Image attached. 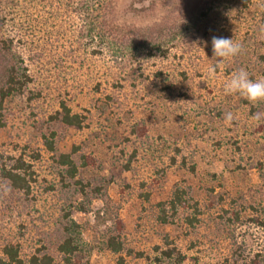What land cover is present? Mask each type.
I'll return each mask as SVG.
<instances>
[{
	"label": "rangeland",
	"instance_id": "obj_1",
	"mask_svg": "<svg viewBox=\"0 0 264 264\" xmlns=\"http://www.w3.org/2000/svg\"><path fill=\"white\" fill-rule=\"evenodd\" d=\"M13 1L0 0L7 32L28 19ZM227 2L219 1L220 11ZM263 2L231 10L228 28L222 13L203 19L168 58L115 60L110 50L94 56L79 40L82 19L64 9L48 23L50 37L17 29L34 39L25 49L34 82L6 103L0 163L28 152L34 180L30 192L0 180V249L18 243L24 259L49 253L52 264H175L177 253L181 264H230L234 251L263 254L264 227L255 220L264 219V102L224 93L241 68L254 80L264 77V26L255 25ZM145 4L117 0L119 20H151L141 14ZM213 36L233 38L243 51L210 76ZM62 100L85 117L82 127L50 117ZM53 131L51 152L42 136ZM60 153L72 154L74 176ZM67 232L78 246L70 262L58 250ZM110 236L121 251L109 246ZM173 247L175 256L166 258L162 251Z\"/></svg>",
	"mask_w": 264,
	"mask_h": 264
},
{
	"label": "trees",
	"instance_id": "obj_2",
	"mask_svg": "<svg viewBox=\"0 0 264 264\" xmlns=\"http://www.w3.org/2000/svg\"><path fill=\"white\" fill-rule=\"evenodd\" d=\"M140 1L148 2L141 9V14L144 12V15L153 17L147 22H121L117 0H14L12 3L15 6H23L22 9L28 15V19L17 23L13 21V24H10L13 31L10 30V32H7V19L2 18L0 21V131L6 126V103L12 97L23 95L34 82L33 73H31L25 58V49L29 41L32 40L34 43V39L17 34V29L26 28L27 31H30L29 35L36 32L47 33V37H50L48 34L50 30L46 29L47 25L51 19H60L59 11L64 9L68 15L75 14L82 19L80 27L82 37L79 40L83 42L84 50L91 48L90 52L94 56L110 50L117 56L115 60H119L118 57L127 54L141 60L157 57L168 58L172 47H175L174 43L188 32L200 30L203 19L207 20L214 15L216 16L217 13H222L224 14L222 19L226 18L224 20L225 27L228 28L232 25L233 16L229 17L231 10L235 11L239 8L244 11L251 10L253 3V0H244L242 4L239 2L231 4L233 2L228 0L227 6L220 11L218 5L219 1L222 0ZM206 5L208 6L206 7ZM2 11L3 8L0 6V12ZM258 14L260 15V13L255 12V17L259 19L255 25L260 29L264 26V2L261 9L262 16L260 17ZM255 17L253 20L247 19L246 23L257 20ZM64 23L66 22L64 21ZM67 26L70 27L71 25ZM65 30L67 31V28ZM33 36L34 34L31 35V37ZM36 41L41 50L46 51L43 46L44 42H42L44 40L38 39ZM75 50L77 48H72L71 51L74 52ZM261 57L264 58V54ZM50 117L65 125L76 127H82L85 120L82 114L74 112L70 104L64 100L60 102L59 109ZM50 134V136H42L43 144L49 151L54 152L55 132ZM27 153L23 151L17 157L6 154L5 160L0 163V180L8 184L10 189L23 192L31 191L34 170H32L33 162L26 158ZM33 158L39 159V152L34 154ZM58 161L61 165L67 166L71 176L75 175L77 166L71 153H60ZM180 197L182 196L180 195ZM161 220L163 222L168 221L166 216L162 217ZM255 221L259 226L264 227V219L258 218ZM118 222L120 221L118 220ZM75 224V222H71L70 227H74ZM67 230H70L68 226ZM74 240L71 234L67 232L65 239L58 246V250L65 256L67 262L73 260L72 257L78 252V246ZM108 244L116 252L123 249L122 243L117 241L115 236L109 237ZM174 249L173 247L163 250L162 254L171 259L175 256ZM177 257L175 264H181L184 259L183 256L177 253ZM263 259L264 253L249 257L234 251L231 260L228 261L230 264H260ZM53 261L54 258L49 253H44L41 256L32 255L29 259H24L20 245L14 242H5L0 249V264H52ZM73 264L76 262L74 261ZM85 264H89V262Z\"/></svg>",
	"mask_w": 264,
	"mask_h": 264
},
{
	"label": "clouds",
	"instance_id": "obj_3",
	"mask_svg": "<svg viewBox=\"0 0 264 264\" xmlns=\"http://www.w3.org/2000/svg\"><path fill=\"white\" fill-rule=\"evenodd\" d=\"M212 53L216 63L209 69V75L214 76L225 61L235 58L243 51V45L234 42L233 38L212 37ZM225 95H239L252 104L264 102V77L250 78L249 72L241 68L233 73L224 84ZM234 116L231 112L225 114L226 123L232 122Z\"/></svg>",
	"mask_w": 264,
	"mask_h": 264
}]
</instances>
